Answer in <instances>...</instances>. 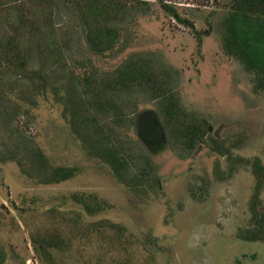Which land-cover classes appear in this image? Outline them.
Here are the masks:
<instances>
[{
	"label": "rangeland",
	"instance_id": "obj_1",
	"mask_svg": "<svg viewBox=\"0 0 264 264\" xmlns=\"http://www.w3.org/2000/svg\"><path fill=\"white\" fill-rule=\"evenodd\" d=\"M119 1L126 11L112 23L118 43L96 54L74 12L56 0H21L42 30L31 39L25 73L0 63L4 264H264V176L251 167L257 160L264 168V90L221 49L227 9L213 0H164L191 28L156 0ZM47 33L64 41L59 51L41 46ZM128 62L143 64L147 79L117 84ZM152 83L185 123L209 130L203 140L189 148L176 122L164 147L142 143L138 113L157 112L167 125ZM106 142L124 154L130 184L99 154ZM58 167L76 171L48 184Z\"/></svg>",
	"mask_w": 264,
	"mask_h": 264
},
{
	"label": "trees",
	"instance_id": "obj_2",
	"mask_svg": "<svg viewBox=\"0 0 264 264\" xmlns=\"http://www.w3.org/2000/svg\"><path fill=\"white\" fill-rule=\"evenodd\" d=\"M56 1L71 12H74L78 26L81 28L84 42L90 51L96 54H103L112 51L116 47L119 40V30L112 23L118 22L126 11L124 3L119 0ZM137 1L143 2L141 0ZM156 1L161 5L165 13L175 21L192 28V24L188 20L180 17L174 7L175 5L164 0ZM213 1L215 4L216 1H219L222 4L221 6L227 9L221 21V49L227 56L239 61L245 70L254 74V88L256 91L264 90V0H229L227 4L222 3L221 0ZM0 4L5 7L4 10L8 14L7 16L1 13L3 18L8 17L6 19L8 21L3 25V28L0 24V63L7 65L10 71L13 70L17 74H23L26 71V64L32 46L31 39L34 34L41 32L42 27L34 18L35 15L32 17L21 6V0H0ZM36 16L38 18L39 15ZM40 42L44 50L51 52L53 50L59 51L61 47L59 45L64 41L54 40L51 33H47ZM145 69L146 67L141 63L128 62L117 71L116 82L121 86H128L126 82L139 84V82L147 79L145 78L147 73ZM147 81L150 82V79ZM154 84V90L159 92V97H154L155 100L158 98L165 99V95L160 92L163 91V88L157 90L156 83H152V85ZM78 103L77 106H81L82 102L79 101ZM161 109L166 117V126L159 121L157 112L149 110H144L138 113L135 119L133 118L135 120L133 125L138 137L151 151L164 147L165 133L176 122H180L183 125V128H181L182 132L177 130V133L186 137L189 148H192L195 142L203 140V136L208 135L209 130L203 133L198 125L185 123L184 114L174 100L165 99L161 104ZM170 134H174L173 129ZM202 137L203 139H201ZM106 144L111 145L99 148V154L112 167L119 181H122L123 178L126 185L130 184V181L126 180L125 174H123V170L127 169L128 164L124 154L112 142H106ZM251 167L254 175L258 178H260L259 175L264 176V168L260 166L259 161L253 160ZM75 171L76 169L73 167H58L52 171L48 184L66 181L74 176ZM72 199L81 202L77 195H72ZM84 206L88 208L85 203ZM37 247L40 248L38 245ZM5 260V251L0 247V264H4Z\"/></svg>",
	"mask_w": 264,
	"mask_h": 264
}]
</instances>
